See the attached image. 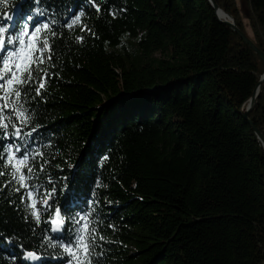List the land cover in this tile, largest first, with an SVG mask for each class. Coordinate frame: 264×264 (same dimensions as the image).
Masks as SVG:
<instances>
[{"label": "trees", "instance_id": "trees-1", "mask_svg": "<svg viewBox=\"0 0 264 264\" xmlns=\"http://www.w3.org/2000/svg\"><path fill=\"white\" fill-rule=\"evenodd\" d=\"M215 2L264 52V0ZM96 3L0 0L12 34L49 23L37 35L52 56L46 48L41 95L31 99L33 85L24 97V134L36 131L0 133L3 147L43 153L29 161L31 182L52 207L41 200L37 217L23 189L4 187L11 169L0 163V264H76L58 245L74 243L77 226L51 231L55 206L86 217L85 238L96 229L91 264H264V147L241 114L264 61L210 0ZM249 118L264 135V83Z\"/></svg>", "mask_w": 264, "mask_h": 264}, {"label": "snow or ice", "instance_id": "snow-or-ice-1", "mask_svg": "<svg viewBox=\"0 0 264 264\" xmlns=\"http://www.w3.org/2000/svg\"><path fill=\"white\" fill-rule=\"evenodd\" d=\"M92 4L96 11H100V5L96 3V0H92ZM115 14V13H113ZM83 15V13H81ZM81 15H76L75 19L67 24V27L71 28L76 21L80 20ZM10 14L5 12L3 18L0 19V52L4 53L2 61V68H0V133L7 139L15 138L24 141H28L33 132L36 131L35 127H31L27 133L24 134L22 125H28L31 118V110L25 105L28 103L24 97L30 95V91L34 87V96L31 99L34 100L36 96L41 95V90L45 88V84L49 73L47 70L41 67L45 61V49H48L47 60L51 61V45H49L47 39L40 40L38 38L42 29L48 30L50 25L48 22L40 24H22L15 34L11 33L12 25L7 21L11 20ZM28 21H32V16L27 17ZM86 27V26H85ZM30 29H32L30 31ZM90 31V30H89ZM52 36L56 35L55 31H52ZM27 37V40L25 39ZM78 40H83V37H77ZM54 67V65H53ZM36 73L34 76L33 73ZM27 85V89L25 88ZM9 111V116L5 119L4 112ZM11 128V131H9ZM3 149L5 156L0 163L5 168L11 169L8 172L10 179L5 183L4 187H8L11 184L18 185L13 188L14 192H21L23 189L26 192L25 195H21V200H28V207L31 208L34 214L39 217L40 212L37 208V204L42 200L43 207H52L48 204L51 199V194L46 189L42 190L41 186L36 183H32L35 177L32 176L33 167L29 164L30 159H35L37 155L42 156L43 153L28 152L27 148H16L9 143L7 147L0 145ZM48 161H44L39 166V171L42 173L44 170V164ZM26 169V170H25ZM5 175V172L0 171V176ZM52 191H55L53 188ZM56 219L52 218V214L49 215V223L56 226L50 229L51 231H64L67 226L75 221L77 227L74 228L76 238L74 243L58 245L64 249L69 255H73L76 260V264H91L92 254L95 250V233L96 229L92 228L91 233L87 238L83 236V229L79 227L81 222L86 218L81 216L79 219H75L72 210L65 209L62 211L61 206H55L53 209ZM84 225L83 228H87ZM100 240H104L103 235H100ZM79 250V254H77ZM26 257L33 260L40 259V254L34 251H27ZM102 255V253H100ZM72 264V261H69Z\"/></svg>", "mask_w": 264, "mask_h": 264}, {"label": "water", "instance_id": "water-1", "mask_svg": "<svg viewBox=\"0 0 264 264\" xmlns=\"http://www.w3.org/2000/svg\"><path fill=\"white\" fill-rule=\"evenodd\" d=\"M211 4L213 5V8L215 10V13L217 14L218 18L221 19L223 22L228 24L230 27H232L238 35L259 55V57L264 61V52L257 47V45L238 27V25L235 23L234 18L227 13L224 9L219 7V5L215 2V0H210ZM219 12L225 13L227 18L222 19ZM264 83V74L262 75L260 81L257 83L253 96L249 99L248 105L245 107L244 110H242L241 114L243 116V119L248 122V124L254 129L256 135L258 136L259 141L262 143L264 147V135L263 133L256 127L254 122L249 118L250 112L255 108L259 101V97L261 95V86Z\"/></svg>", "mask_w": 264, "mask_h": 264}, {"label": "bare ground", "instance_id": "bare-ground-1", "mask_svg": "<svg viewBox=\"0 0 264 264\" xmlns=\"http://www.w3.org/2000/svg\"><path fill=\"white\" fill-rule=\"evenodd\" d=\"M219 14H220V16H221L222 19L227 18V16L225 15V13H223V12H219Z\"/></svg>", "mask_w": 264, "mask_h": 264}, {"label": "rangeland", "instance_id": "rangeland-1", "mask_svg": "<svg viewBox=\"0 0 264 264\" xmlns=\"http://www.w3.org/2000/svg\"><path fill=\"white\" fill-rule=\"evenodd\" d=\"M240 1V0H239ZM244 10H245V8H244ZM56 219V218H55ZM56 227V226H55Z\"/></svg>", "mask_w": 264, "mask_h": 264}]
</instances>
